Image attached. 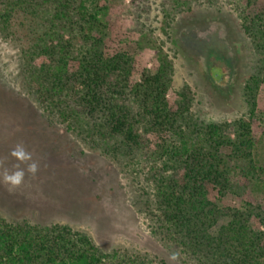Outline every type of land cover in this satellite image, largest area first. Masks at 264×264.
I'll use <instances>...</instances> for the list:
<instances>
[{
    "label": "trees",
    "instance_id": "obj_1",
    "mask_svg": "<svg viewBox=\"0 0 264 264\" xmlns=\"http://www.w3.org/2000/svg\"><path fill=\"white\" fill-rule=\"evenodd\" d=\"M109 10L105 0H0V35L18 44L24 84L44 112L92 147L103 143L114 159L137 154L150 166L154 201L143 206L153 233L195 264H264V210L245 201L221 206L211 192L235 193L245 180L264 192V117L263 126L194 118L189 87L168 100L166 55L131 82L132 55L106 52ZM239 16L263 57L264 10L250 18L240 9ZM262 81L252 75L244 86L251 118ZM0 264L165 262L119 247L103 250L69 224L0 214Z\"/></svg>",
    "mask_w": 264,
    "mask_h": 264
},
{
    "label": "rangeland",
    "instance_id": "obj_2",
    "mask_svg": "<svg viewBox=\"0 0 264 264\" xmlns=\"http://www.w3.org/2000/svg\"><path fill=\"white\" fill-rule=\"evenodd\" d=\"M105 3L110 8L106 52L132 55L131 82L138 81L145 69L154 71L159 56L166 55L172 65L170 102L187 86L194 118L205 122L244 118L263 126L264 81L252 118L244 86L252 75L264 77V56L244 29L239 10L253 18L264 10V0H251L249 5L244 0ZM22 71L18 44L0 35V160L13 170L16 161L8 154L22 142L39 164L37 174H26L19 188L9 191L0 183V214L7 220L69 224L87 232L106 251L119 247L165 264H195L176 244L152 231L143 203L148 198L154 201L156 183L143 158L135 154L116 160L104 152L103 143L92 147L68 131L32 98ZM211 192L221 206L245 201L264 210V192L248 180L235 193ZM173 253L178 254L176 260L170 259Z\"/></svg>",
    "mask_w": 264,
    "mask_h": 264
},
{
    "label": "clouds",
    "instance_id": "obj_3",
    "mask_svg": "<svg viewBox=\"0 0 264 264\" xmlns=\"http://www.w3.org/2000/svg\"><path fill=\"white\" fill-rule=\"evenodd\" d=\"M8 155L16 163L13 165V170H9L3 166L4 161L0 160V168L3 169L0 172V183L6 186L7 190L12 191L23 184L26 174L34 177L39 171V164L33 160L32 153L27 150L22 142L17 143ZM21 165H24V167H21ZM177 255V253H173L170 259L176 260Z\"/></svg>",
    "mask_w": 264,
    "mask_h": 264
}]
</instances>
